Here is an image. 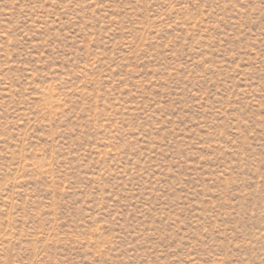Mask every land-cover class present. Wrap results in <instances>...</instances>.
Masks as SVG:
<instances>
[{
    "label": "rangeland",
    "instance_id": "1",
    "mask_svg": "<svg viewBox=\"0 0 264 264\" xmlns=\"http://www.w3.org/2000/svg\"><path fill=\"white\" fill-rule=\"evenodd\" d=\"M264 0H0V264H264Z\"/></svg>",
    "mask_w": 264,
    "mask_h": 264
},
{
    "label": "snow or ice",
    "instance_id": "2",
    "mask_svg": "<svg viewBox=\"0 0 264 264\" xmlns=\"http://www.w3.org/2000/svg\"><path fill=\"white\" fill-rule=\"evenodd\" d=\"M262 7H264V3H262V5H261Z\"/></svg>",
    "mask_w": 264,
    "mask_h": 264
}]
</instances>
